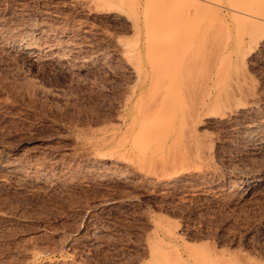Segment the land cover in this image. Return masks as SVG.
<instances>
[{"label":"rangeland","instance_id":"1","mask_svg":"<svg viewBox=\"0 0 264 264\" xmlns=\"http://www.w3.org/2000/svg\"><path fill=\"white\" fill-rule=\"evenodd\" d=\"M170 3L0 0V161L19 167L10 177L0 169V264H264L263 147L242 145L207 119L197 132L210 160L188 159L173 182L146 166L161 178L145 180L92 152L100 134L117 128L127 92L142 81L141 95L148 90L149 67L162 55L146 58V30L161 18L165 24L179 5L189 11L187 1ZM235 21L226 17L233 38L264 33ZM182 50L181 68L189 55ZM173 59L172 81L184 91L189 67L180 71ZM244 70L260 98L246 121H264V50ZM36 167L43 179L19 185Z\"/></svg>","mask_w":264,"mask_h":264},{"label":"bare ground","instance_id":"2","mask_svg":"<svg viewBox=\"0 0 264 264\" xmlns=\"http://www.w3.org/2000/svg\"><path fill=\"white\" fill-rule=\"evenodd\" d=\"M176 1H185V3L187 1L189 11L188 7L182 9L183 7L179 5L176 9L178 12L175 11L176 16L173 12L174 17H169L170 14L166 15L168 18L163 17L167 23L164 24L162 18L158 23L160 18L156 17L158 25L151 21L154 26L146 30V37L148 35L147 39L146 37L144 39L146 40L144 52L148 54L146 58L155 53L162 55L159 63L154 62L149 67L152 71L149 72L151 76L149 80L152 83L148 81L149 84L151 83V85L147 83L146 90L147 88L148 90L146 93L144 90L142 92L144 94L141 95V90L145 87V82L141 80V84L137 85L138 91L135 89L128 91L116 107L117 128L102 133L103 135L100 134L102 137L95 141L97 147L92 141L90 143L95 148L88 145L93 147L92 152L99 161L107 159L111 165L123 164L141 174L145 180L153 182L159 175L157 177L156 172L155 174L145 172L144 166L161 170L165 180L173 182L183 174L182 165L188 159L190 161L196 158L202 162L210 160L212 154L208 148L209 144L204 142L205 136L197 132L198 126L203 125L207 119L212 120L216 125H225L242 145L264 148V121L258 119L246 121L255 114L260 98L253 80L244 70L245 66L249 65L251 60L258 58L264 50V33H260L262 30L259 33L246 30L237 32L234 39L229 28L231 23H226L227 17L230 21L236 20V23L244 21L256 27L264 26V0H226L225 4L220 0H159V2L156 0V3H159L158 7L160 4L169 5L170 2ZM211 10L216 16L219 15L218 19L209 17L211 15H208L207 11ZM187 19L189 23L185 27ZM253 27L251 30H254ZM182 49L184 53L187 52L185 49L189 50V55L185 54L189 58L184 56L187 59H183L184 62L186 61L184 66L189 67V82L187 80L185 82L189 84L183 86L184 81H182L183 85H181L184 91L176 89L180 88L177 86L179 84H176L178 79L173 78L174 68L177 66L174 61L172 62L173 58L181 61ZM175 53L177 56L173 57ZM135 54L131 66L136 74L134 75L137 76L142 59L140 52L136 51ZM181 62H177L180 64L178 65L180 71L185 68L183 64L181 68ZM173 63L175 65L172 71L173 69L174 71L171 72L170 64ZM52 64L59 65L56 61ZM136 78L140 81L139 76ZM172 79L176 82L174 83ZM184 103L186 106L181 118L178 122L172 120L168 125V119H171L172 114ZM238 120L245 121L236 126ZM166 150L168 153L171 151L170 154L173 155L168 156ZM5 164L0 161V169L9 172V177L12 173L19 172L16 163ZM185 166L184 168L187 169ZM33 170L34 174L29 175L28 171V177L20 181L19 185L28 186L36 180L43 179L38 168ZM165 232L167 235H174L171 229H166ZM152 250L151 247L150 251ZM36 255L33 253L31 257L35 258Z\"/></svg>","mask_w":264,"mask_h":264}]
</instances>
